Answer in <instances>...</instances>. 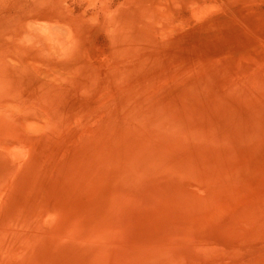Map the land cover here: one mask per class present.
<instances>
[{
	"label": "rangeland",
	"instance_id": "obj_1",
	"mask_svg": "<svg viewBox=\"0 0 264 264\" xmlns=\"http://www.w3.org/2000/svg\"><path fill=\"white\" fill-rule=\"evenodd\" d=\"M263 190L264 0H0V264H129L222 216L229 251Z\"/></svg>",
	"mask_w": 264,
	"mask_h": 264
},
{
	"label": "bare ground",
	"instance_id": "obj_2",
	"mask_svg": "<svg viewBox=\"0 0 264 264\" xmlns=\"http://www.w3.org/2000/svg\"><path fill=\"white\" fill-rule=\"evenodd\" d=\"M260 195V199L263 197L262 200H249L246 202V206L240 203H233L231 206L227 207V209H230L232 212V218H230L232 226L229 227H231L233 231L240 232L236 239H234L236 241L234 247L229 251L224 250L222 246L218 248L222 242V234L224 230L228 228L226 226L229 218L227 219L225 216L217 217L211 224L212 227L220 229L217 231L218 233L211 236L217 243L211 238H206L204 236L211 234L196 230L188 234L191 235V245L180 249V247L175 244L178 243L176 241L180 243L179 239L181 238L179 235H175V232L166 233L163 227L157 223L154 229L150 227L149 229L147 228V234L149 232L150 237L148 239L147 236L146 239L147 241L149 240V242L142 238L139 246H135L136 248L134 250L120 249V251L122 254L126 251L134 252L135 250L141 253L138 259L128 257L129 264H141L138 263V261L144 262L142 259L146 260L149 255L148 253L151 252H154L155 257L153 256L147 259V264H264V190L260 192ZM201 221L211 222L213 221V216L206 219L202 218ZM184 235L185 234H182V242L188 241L189 239L186 238V240H184ZM73 251L76 252L75 250ZM85 253L87 257L83 260V263H89V258L92 259L89 256L91 251L88 252L86 248ZM116 253L117 252L113 253L111 259H108L111 261V264H119L115 258Z\"/></svg>",
	"mask_w": 264,
	"mask_h": 264
}]
</instances>
